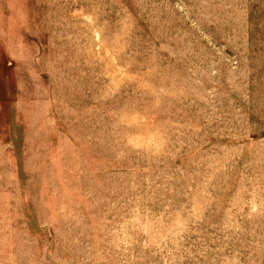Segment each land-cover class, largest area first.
Wrapping results in <instances>:
<instances>
[{
	"label": "rangeland",
	"instance_id": "1",
	"mask_svg": "<svg viewBox=\"0 0 264 264\" xmlns=\"http://www.w3.org/2000/svg\"><path fill=\"white\" fill-rule=\"evenodd\" d=\"M0 264H264V0H0Z\"/></svg>",
	"mask_w": 264,
	"mask_h": 264
}]
</instances>
